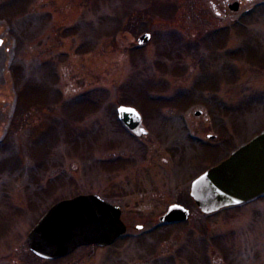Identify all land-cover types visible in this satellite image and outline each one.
<instances>
[{
    "label": "rangeland",
    "instance_id": "374dc122",
    "mask_svg": "<svg viewBox=\"0 0 264 264\" xmlns=\"http://www.w3.org/2000/svg\"><path fill=\"white\" fill-rule=\"evenodd\" d=\"M15 3L0 0V264H264V194L208 214L189 196L264 129V0L230 18L203 0ZM79 193L117 204L126 232L35 255L28 230ZM174 202L188 217L162 222Z\"/></svg>",
    "mask_w": 264,
    "mask_h": 264
},
{
    "label": "water",
    "instance_id": "95a60500",
    "mask_svg": "<svg viewBox=\"0 0 264 264\" xmlns=\"http://www.w3.org/2000/svg\"><path fill=\"white\" fill-rule=\"evenodd\" d=\"M149 38L150 33L143 32L138 42L142 44ZM117 112L130 130L143 131L141 115L136 108L119 105ZM263 192L264 130L196 176L191 181L189 193L202 212L210 213ZM120 214L118 205L100 195L80 193L54 202L27 232L26 241L29 248L43 258L66 255L80 245H108L126 231ZM188 215L187 206L172 203L160 220L173 222L184 220Z\"/></svg>",
    "mask_w": 264,
    "mask_h": 264
},
{
    "label": "flooded vegetation",
    "instance_id": "af4514ba",
    "mask_svg": "<svg viewBox=\"0 0 264 264\" xmlns=\"http://www.w3.org/2000/svg\"><path fill=\"white\" fill-rule=\"evenodd\" d=\"M209 18H230L236 13H245L246 5L255 0H203Z\"/></svg>",
    "mask_w": 264,
    "mask_h": 264
},
{
    "label": "trees",
    "instance_id": "16d2710c",
    "mask_svg": "<svg viewBox=\"0 0 264 264\" xmlns=\"http://www.w3.org/2000/svg\"><path fill=\"white\" fill-rule=\"evenodd\" d=\"M14 1V2H13ZM20 2H21V0H19ZM19 1H17V0H9V2L13 5V6H16L17 5V7H19V6H21L22 4L21 3H15V2H19ZM15 3V4H14ZM19 4V5H18ZM171 7V6H170ZM156 102V101H155Z\"/></svg>",
    "mask_w": 264,
    "mask_h": 264
}]
</instances>
